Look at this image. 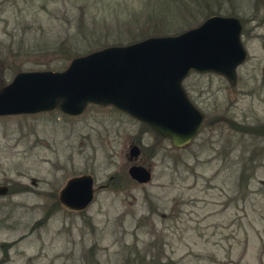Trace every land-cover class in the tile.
<instances>
[{
	"label": "rangeland",
	"instance_id": "374dc122",
	"mask_svg": "<svg viewBox=\"0 0 264 264\" xmlns=\"http://www.w3.org/2000/svg\"><path fill=\"white\" fill-rule=\"evenodd\" d=\"M209 11L241 20L247 57L234 85L209 72L183 80L205 116L188 145L112 106L0 116V264H88L91 245L101 264H264V134L234 126H264V0H0V86L155 24L180 33ZM132 164L151 180H133ZM84 173L104 187L69 210L58 193Z\"/></svg>",
	"mask_w": 264,
	"mask_h": 264
},
{
	"label": "water",
	"instance_id": "95a60500",
	"mask_svg": "<svg viewBox=\"0 0 264 264\" xmlns=\"http://www.w3.org/2000/svg\"><path fill=\"white\" fill-rule=\"evenodd\" d=\"M241 31L238 17L212 14L177 34L148 36L75 56L60 71H20L0 86V116L52 110L77 116L89 104L112 106L174 147H184L197 136L205 116L182 82L191 72H209L234 85L236 69L247 57ZM139 153L132 145L128 159ZM127 173L139 183L151 180L150 170L142 165H130ZM103 187L94 188V177L84 173L69 178L58 199L69 210L83 211ZM5 190L1 187L0 193Z\"/></svg>",
	"mask_w": 264,
	"mask_h": 264
},
{
	"label": "trees",
	"instance_id": "16d2710c",
	"mask_svg": "<svg viewBox=\"0 0 264 264\" xmlns=\"http://www.w3.org/2000/svg\"><path fill=\"white\" fill-rule=\"evenodd\" d=\"M212 14H216V13H212V12H208V15H207V17L208 16H210V15H212ZM165 29H162V28H160V26L158 25V24H155L154 26H153V28H152V30L150 31V32H145L140 38H145V37H148V36H150V35H164V34H167L166 32H163ZM147 33H152V34H147ZM174 33H176V32H174ZM91 51V50H90ZM90 51H87V53L88 52H90ZM65 52L67 53V55H68V52H67V49H65ZM75 56H78V54L76 53V52H74V53H70V55L68 56V59H72L73 57H75ZM144 125V124H143ZM234 126H236V127H238V128H241V130L242 131H247V132H251V133H253V134H255L256 132V134L257 135H263L264 134V126L263 125H258V127L257 128H250V127H239V126H241V125H237L236 123H234ZM147 127V126H146ZM254 130H256L255 132H252V131H254ZM58 205H59V202H58ZM45 219V218H44ZM44 221V220H43ZM42 221H39L38 223H41ZM95 245V244H94ZM96 246V245H95ZM95 246H90L89 247V252H90V254H89V258H88V264H101L98 260H97V258H96V253H97V250H96V247ZM145 256V255H144ZM144 256H139V259H140V262L141 261H144Z\"/></svg>",
	"mask_w": 264,
	"mask_h": 264
}]
</instances>
